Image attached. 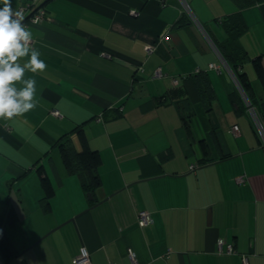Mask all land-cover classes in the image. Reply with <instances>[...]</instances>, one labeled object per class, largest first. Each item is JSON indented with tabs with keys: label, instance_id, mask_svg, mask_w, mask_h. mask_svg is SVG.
<instances>
[{
	"label": "crops",
	"instance_id": "crops-1",
	"mask_svg": "<svg viewBox=\"0 0 264 264\" xmlns=\"http://www.w3.org/2000/svg\"><path fill=\"white\" fill-rule=\"evenodd\" d=\"M36 2L47 18L27 28L47 67L25 74L36 107L0 121V261L74 264L85 250L91 264H264L263 151L211 46L239 15L241 88L264 124V0H187L202 30L177 0ZM65 138L97 154L91 199Z\"/></svg>",
	"mask_w": 264,
	"mask_h": 264
},
{
	"label": "clouds",
	"instance_id": "clouds-1",
	"mask_svg": "<svg viewBox=\"0 0 264 264\" xmlns=\"http://www.w3.org/2000/svg\"><path fill=\"white\" fill-rule=\"evenodd\" d=\"M0 4V121H10L36 107L37 82L25 74L44 72L47 65L33 46L23 13L13 9L12 0Z\"/></svg>",
	"mask_w": 264,
	"mask_h": 264
},
{
	"label": "trees",
	"instance_id": "trees-1",
	"mask_svg": "<svg viewBox=\"0 0 264 264\" xmlns=\"http://www.w3.org/2000/svg\"><path fill=\"white\" fill-rule=\"evenodd\" d=\"M242 4L245 6L248 5L247 3ZM221 24L225 29L226 38L222 42L214 43V45L221 57L232 70L239 84L242 87H245L246 85L243 81L244 74L241 72V67L249 59V57L239 41V37L242 34L244 27L241 20H239V15L224 16ZM256 60H258V58ZM259 69L261 68L258 67V73L262 79ZM262 80L264 81V79ZM248 98L250 99L249 96ZM250 101L252 103L251 99ZM59 149L67 170L70 173H76L80 178L82 189L86 193L93 195L94 188L99 184L97 174L98 158L96 152L89 151L86 147L76 150L67 138L63 139L59 143ZM38 171L41 172L40 170ZM8 247L9 245L6 243L3 235H0V252L4 254L6 250H9ZM4 258H6V260H10L14 257L6 254L4 255Z\"/></svg>",
	"mask_w": 264,
	"mask_h": 264
},
{
	"label": "built area",
	"instance_id": "built-area-1",
	"mask_svg": "<svg viewBox=\"0 0 264 264\" xmlns=\"http://www.w3.org/2000/svg\"><path fill=\"white\" fill-rule=\"evenodd\" d=\"M177 1L180 5L181 12L186 14V16L190 19V21L192 23H194L200 30H202V25L199 23L198 19L194 15V13L191 10L190 5L187 2V0H177ZM157 2L160 5H165L166 0H157ZM17 11H21L23 13V15H24L23 23L26 26L38 24L39 22H41L47 18L46 11L42 7L37 5L36 0L25 1L24 3H22L18 7ZM34 20H36L38 22L33 23ZM211 46L214 49V51H216V54L218 55L219 60H220V64H221L220 66L213 65L212 67L217 69V70H220L223 68L230 75L232 80L234 81L235 86L239 92L240 98H241V100H242V102H243V104H244V106L248 112V115L251 119V122H252V124H253V126H254L257 134H258L259 139H260L261 149L263 151V157H264V124L262 123L261 119L259 118L258 114L256 113V110L253 107L250 99L248 98L246 93L241 88V85L239 84L238 80L234 76V74H233L232 70L230 69V67L228 66V64L221 57V55L219 54V52L217 51V49L213 43H211ZM145 50H146L147 54H150L153 52L154 48L152 46H146ZM174 83H176L175 80H174ZM53 114L58 115V112L53 111ZM233 131L237 132L238 127L234 126ZM236 180L239 182H244V179L242 177H237ZM137 222H138L139 226L148 225L149 223L152 222L151 215L148 212L141 211L138 213ZM219 246H221V241H219ZM228 250H231V248L228 247ZM129 257H130L133 264H137L135 262V259H134V254H130ZM73 263L74 264H91V261L89 259L87 251L82 250L81 254L78 257H76L75 259H73Z\"/></svg>",
	"mask_w": 264,
	"mask_h": 264
},
{
	"label": "water",
	"instance_id": "water-1",
	"mask_svg": "<svg viewBox=\"0 0 264 264\" xmlns=\"http://www.w3.org/2000/svg\"><path fill=\"white\" fill-rule=\"evenodd\" d=\"M88 198L91 199L92 195L91 194H87ZM0 264H3L2 261H0Z\"/></svg>",
	"mask_w": 264,
	"mask_h": 264
},
{
	"label": "rangeland",
	"instance_id": "rangeland-1",
	"mask_svg": "<svg viewBox=\"0 0 264 264\" xmlns=\"http://www.w3.org/2000/svg\"><path fill=\"white\" fill-rule=\"evenodd\" d=\"M41 1V0H40Z\"/></svg>",
	"mask_w": 264,
	"mask_h": 264
}]
</instances>
